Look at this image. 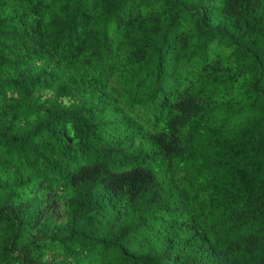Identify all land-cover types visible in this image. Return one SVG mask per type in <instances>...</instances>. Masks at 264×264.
I'll return each instance as SVG.
<instances>
[{"label": "trees", "instance_id": "1", "mask_svg": "<svg viewBox=\"0 0 264 264\" xmlns=\"http://www.w3.org/2000/svg\"><path fill=\"white\" fill-rule=\"evenodd\" d=\"M0 264H264V0H0Z\"/></svg>", "mask_w": 264, "mask_h": 264}]
</instances>
